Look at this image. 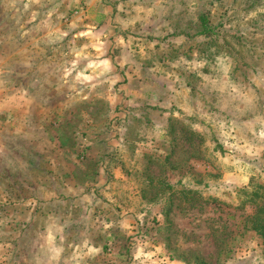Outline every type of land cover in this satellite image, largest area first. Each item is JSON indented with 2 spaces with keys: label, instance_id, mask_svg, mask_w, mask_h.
Returning a JSON list of instances; mask_svg holds the SVG:
<instances>
[{
  "label": "rangeland",
  "instance_id": "374dc122",
  "mask_svg": "<svg viewBox=\"0 0 264 264\" xmlns=\"http://www.w3.org/2000/svg\"><path fill=\"white\" fill-rule=\"evenodd\" d=\"M172 120L203 138L177 169ZM159 172L206 207L165 216L141 192ZM255 185L264 0H0V264H192L182 249L213 264L214 234L220 264H264L238 224Z\"/></svg>",
  "mask_w": 264,
  "mask_h": 264
},
{
  "label": "trees",
  "instance_id": "16d2710c",
  "mask_svg": "<svg viewBox=\"0 0 264 264\" xmlns=\"http://www.w3.org/2000/svg\"><path fill=\"white\" fill-rule=\"evenodd\" d=\"M199 22H200V27L198 29L197 34L198 35H210L213 34V31L207 27V20L204 16L199 17ZM173 123H179L182 127L176 132V128H174ZM183 124V123H182ZM181 122L178 120H172L170 123L168 133L172 136L171 139V144L169 147V153L165 157L163 161L165 163H168V160L171 159L175 154H176V149L179 148L181 151L184 153H187L188 150L194 152H199L202 153L200 150L201 143L202 141V136L189 127L185 126L184 124L182 125ZM186 140L188 141L186 147L179 146V142L181 140ZM61 146H64V143H61ZM218 147V146H217ZM193 156V155H192ZM189 157H187L188 159ZM200 158V157H196ZM172 163H168L170 165V168L172 169H177V165H173L171 167ZM197 177H201L200 174L194 173ZM196 177V178H197ZM195 178V177H194ZM196 183L199 184L202 182V179H195ZM154 181V184H153ZM180 182L177 183H171L169 182L165 177H162V172H159L158 175L154 176V180L150 177L147 181L146 189H142V195H150L152 197L149 198V201L157 203L161 200H165L166 204V210L164 212V215L167 216L171 213V216H175L174 210H179V212L183 211H202L207 203V199H203L200 195V192L198 190L193 189L190 186L182 185L180 189H175L176 185H179ZM152 185H154V192L149 193L147 190L152 188ZM242 193L245 194L244 200L240 203L238 208H243L246 205L249 206H254L255 212L251 214H242L238 215V224H241L242 222V233L247 232V231H254L257 233L261 238L264 239V185H255L254 187L252 186V190L248 191L246 188L241 190ZM173 211V213H172ZM234 217V214L231 216H226V221H229L230 218ZM168 227L170 228L171 223H168ZM234 225L229 224V226L226 227L228 228L229 232L230 229L232 232H238V226L235 225V228L232 229ZM168 228V229H169ZM215 233V231H214ZM217 233V232H216ZM213 244L216 247L217 251V258L215 263L213 264H220V255L230 253V249L227 250L225 247V240L217 234L213 235ZM220 237V238H219ZM168 240V239H167ZM264 244V240H263ZM173 250V252H176L180 249L174 248L170 249ZM177 256H181L182 259L187 261L188 263L192 264H211V262L207 259V257H204L200 253L193 251L192 249H182Z\"/></svg>",
  "mask_w": 264,
  "mask_h": 264
}]
</instances>
